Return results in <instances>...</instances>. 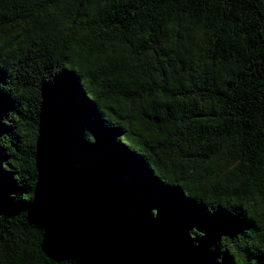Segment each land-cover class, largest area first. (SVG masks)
<instances>
[{
  "label": "trees",
  "instance_id": "trees-1",
  "mask_svg": "<svg viewBox=\"0 0 264 264\" xmlns=\"http://www.w3.org/2000/svg\"><path fill=\"white\" fill-rule=\"evenodd\" d=\"M0 264H264V0H0Z\"/></svg>",
  "mask_w": 264,
  "mask_h": 264
}]
</instances>
